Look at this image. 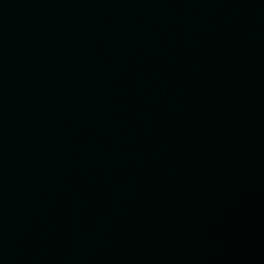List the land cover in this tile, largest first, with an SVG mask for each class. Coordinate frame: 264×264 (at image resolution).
Listing matches in <instances>:
<instances>
[{
	"label": "water",
	"instance_id": "1",
	"mask_svg": "<svg viewBox=\"0 0 264 264\" xmlns=\"http://www.w3.org/2000/svg\"><path fill=\"white\" fill-rule=\"evenodd\" d=\"M0 264H264V0H0Z\"/></svg>",
	"mask_w": 264,
	"mask_h": 264
}]
</instances>
